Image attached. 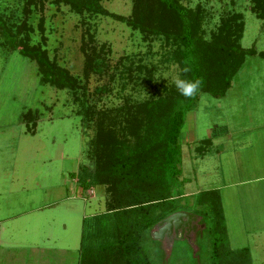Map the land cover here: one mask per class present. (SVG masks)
Here are the masks:
<instances>
[{"label":"rangeland","instance_id":"1","mask_svg":"<svg viewBox=\"0 0 264 264\" xmlns=\"http://www.w3.org/2000/svg\"><path fill=\"white\" fill-rule=\"evenodd\" d=\"M179 2L189 8H203L204 38L214 30L219 17L239 12L243 21L240 45L264 52V19L256 18L249 10V0ZM21 3L0 0V12L17 20ZM101 4L108 12L122 16L129 15L131 10V0H101ZM42 15L48 55L56 54L70 73L80 75V17L65 5L56 9L48 2ZM84 20L93 27L95 41L109 45L111 64L121 56L138 57L143 64L155 66L153 78L157 83L171 84L177 70L173 64L162 61L161 38L143 41L136 30L107 16ZM32 24L31 41L36 42V18ZM103 82L111 90L96 102L97 109L116 107L123 98L142 100L152 92L143 83L127 84L121 89L107 77L97 81L95 76L88 79L89 91ZM76 109L77 104L67 90L39 83L33 61L15 50L0 47V264H66L71 259L75 262L81 220L104 210L101 186L87 189L79 196H73L70 187V173L80 165H90L85 150L94 133L92 124H82ZM27 110L36 112L32 134L20 118ZM259 120H264V58L254 55L245 58L223 97L198 95L183 117L178 136L180 178L185 180L179 204L189 205L197 191L211 186L219 188L228 243L232 248L248 247L252 264H264V178L253 180L243 174L262 173L258 165L260 156L252 158L248 151L233 149L232 143L225 146L219 142L224 140L220 139L222 125L229 126L233 142L236 125ZM208 137L212 143L204 155L198 156L194 151L197 139ZM244 179L248 182L235 184ZM188 236L154 240L151 234L145 235L143 246L151 264H194L197 257L196 264H207L206 235L194 231ZM198 246H202L201 251L194 257Z\"/></svg>","mask_w":264,"mask_h":264},{"label":"trees","instance_id":"2","mask_svg":"<svg viewBox=\"0 0 264 264\" xmlns=\"http://www.w3.org/2000/svg\"><path fill=\"white\" fill-rule=\"evenodd\" d=\"M21 1L19 19L0 12V47L33 61L40 84L67 90L77 104L75 114L84 126L92 124L94 129L85 150L90 165H80L70 176L82 193L101 186L104 210L82 219L77 264H151L143 246L144 236L150 237L157 222L180 210L197 216L195 234L207 237V264H252L248 247L232 248L228 243L218 189L197 191L189 205L182 206L178 199L184 195L178 136L185 113L200 93L223 97L246 57L264 58L263 51L240 45L242 15L232 11L219 17L214 30L204 38L203 8H189L179 0H131L127 16L108 12L101 0ZM46 2L56 9L65 5L80 17V75L70 73L56 54L49 56L44 48L42 12ZM249 2L255 17L264 19V0ZM97 15L136 30L143 41L161 38L162 61L173 64L177 72L189 67L190 72H179L182 78L202 79L197 95L186 98L172 84L157 83L153 78L155 66L143 64L141 58L125 55L111 64L109 45L96 42L93 27L84 20ZM35 18L39 37L32 42ZM91 76L97 81L107 77L121 89L143 83L152 92L142 100L123 98L116 107L97 109L96 102L111 86L103 82L89 91ZM20 118L32 134L36 112L27 110ZM210 143L209 138L201 139L194 151L204 155ZM201 248L193 252L194 257ZM195 259L194 264L198 257Z\"/></svg>","mask_w":264,"mask_h":264},{"label":"crops","instance_id":"3","mask_svg":"<svg viewBox=\"0 0 264 264\" xmlns=\"http://www.w3.org/2000/svg\"><path fill=\"white\" fill-rule=\"evenodd\" d=\"M221 129L223 130L222 135L225 137L222 136L220 138V139H224V140L222 142H219V144H221V145L225 144V146H227V145H229V143H232L233 149H235L238 152H247L248 151L252 158H254V156H257V157L260 156V159L258 161V165L260 168H262V169H260V170H262V173H257V175H256V174H252L251 172H249L248 174L244 173L243 176L247 175V178H253V180H255L254 178L263 179L264 178V120H259V121H255V122H252V121L240 122L239 125H236L234 127L233 142H231L232 139L230 137V131H228L229 126L227 127L226 125H222ZM247 132H250V134H252V135H246ZM258 133H259V135H257ZM227 136H229V137H227ZM201 139H204V138H201ZM201 139H197V142ZM210 141L212 143L211 139H210ZM252 154H255V155H252ZM70 181H71V184L73 185V186L72 185L70 186L73 189V196H75L74 193L76 194V196H79L82 192H81L80 187L76 184L75 178H73V179L71 178ZM246 182H248V180H246V179L238 180L237 183H235V184L241 185L243 183L245 184ZM211 183L212 182H210V184ZM235 184H233V185H235ZM211 188H215V187H213V186L207 187V189H211ZM216 189L219 190V188H216ZM219 194H220V190H219ZM68 197H70V196H68ZM221 198L222 197L220 196V200H221ZM221 206H222V204H221ZM81 222H82V220H81ZM77 248H79V241H78V247ZM67 251H71V250L67 249ZM77 253H78V249H77ZM77 260H78V254H77V258L75 259V262H72V259H71V260L66 261V264H77ZM55 264H57V262H55Z\"/></svg>","mask_w":264,"mask_h":264},{"label":"water","instance_id":"4","mask_svg":"<svg viewBox=\"0 0 264 264\" xmlns=\"http://www.w3.org/2000/svg\"><path fill=\"white\" fill-rule=\"evenodd\" d=\"M197 216L190 212L176 211L156 223L151 231L154 240H162L164 237L172 240L189 237L190 232L196 229Z\"/></svg>","mask_w":264,"mask_h":264},{"label":"clouds","instance_id":"5","mask_svg":"<svg viewBox=\"0 0 264 264\" xmlns=\"http://www.w3.org/2000/svg\"><path fill=\"white\" fill-rule=\"evenodd\" d=\"M190 71L191 69L187 66L179 69V72L183 73H188ZM179 72L172 76L171 84L175 86L176 90L183 97L191 98L197 95L203 84L202 79H185L180 76Z\"/></svg>","mask_w":264,"mask_h":264}]
</instances>
